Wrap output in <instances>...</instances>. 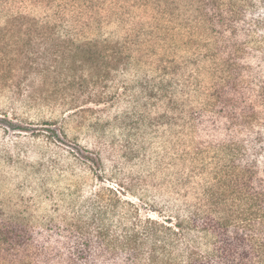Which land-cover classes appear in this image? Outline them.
Listing matches in <instances>:
<instances>
[{
	"label": "rangeland",
	"instance_id": "rangeland-1",
	"mask_svg": "<svg viewBox=\"0 0 264 264\" xmlns=\"http://www.w3.org/2000/svg\"><path fill=\"white\" fill-rule=\"evenodd\" d=\"M7 22L0 57L21 90L0 89V212L33 230L36 264L71 244L45 227L64 216L113 204L130 219L132 202L186 219L236 172L264 179V0H0ZM88 42L116 57L104 88L67 70Z\"/></svg>",
	"mask_w": 264,
	"mask_h": 264
},
{
	"label": "trees",
	"instance_id": "trees-1",
	"mask_svg": "<svg viewBox=\"0 0 264 264\" xmlns=\"http://www.w3.org/2000/svg\"><path fill=\"white\" fill-rule=\"evenodd\" d=\"M8 24L0 28V34ZM72 49L67 70L80 71V83L104 88L118 67L116 57L108 54V45L88 42ZM13 71L10 58L1 56L0 89L13 88L18 93L21 82L12 83ZM67 83L71 86L73 79ZM110 97L104 92L94 93L86 102L106 103ZM79 103L78 97L71 99L68 110L82 109ZM254 175L248 168V172H236L235 179L225 183L226 190L209 188L188 210L186 219L140 216L137 205L118 197L115 202L131 208L130 219L118 214L112 220L116 212L113 204L64 216L63 224L45 227L70 237L71 244L52 257L41 252L37 264H264V179H254ZM2 216L0 212V264H36L33 230L16 220L4 221ZM193 233L210 237L205 250L194 245Z\"/></svg>",
	"mask_w": 264,
	"mask_h": 264
}]
</instances>
